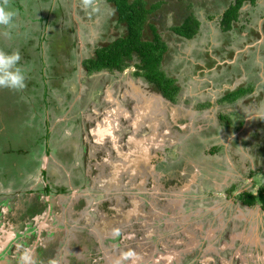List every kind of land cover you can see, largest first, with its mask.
<instances>
[{
  "label": "flooded vegetation",
  "instance_id": "af4514ba",
  "mask_svg": "<svg viewBox=\"0 0 264 264\" xmlns=\"http://www.w3.org/2000/svg\"><path fill=\"white\" fill-rule=\"evenodd\" d=\"M101 1L107 7L99 15H92L97 6H90L86 15L94 19L108 15L111 27L105 30L96 23L93 42H84L77 27L61 36L64 48L59 55L66 76L56 73L52 65L50 48L55 38L47 30L45 61L49 70H54L51 77L62 79L65 99L61 96L54 106L47 105L46 119L42 122L41 118L31 134L18 123L6 120L1 123L3 133L0 124V264H25L26 252L31 257L27 264H161L154 259L159 249L151 256L140 250L137 225L120 227L124 231L115 243L116 254L99 253L89 231L82 230V238L71 233V225H79L84 212L98 213L100 198H104L111 222L121 224L124 214L110 207L113 190L103 181V155L116 149L119 156L124 149L129 150L133 140L142 142L144 154L158 152L163 163H170L164 166L166 174L161 179L164 192L148 196L141 217L151 228L162 230L167 243L186 239L187 230L192 233L196 225L203 226L205 234L208 227L216 229L219 236L225 212L217 214L204 208L205 212L200 204L219 200L221 191L203 186L196 193L201 200L194 198V205L181 208L177 214L162 205L181 198L194 173L202 180L228 176L231 181L226 190L233 193L244 189L240 197L245 192L256 196L264 185L263 181L256 186L257 177L264 176V121L256 122V116L245 121L240 104L234 105L239 94L252 98L255 106L264 107V0H141L146 2L145 9H152L147 14L143 40L162 53L158 66L162 82L151 79L136 52L120 66L99 67L101 53L129 34L115 0ZM139 1L129 0L131 4ZM191 19L198 22L193 32ZM245 48L262 49L258 62L244 59ZM166 83L179 91L174 94ZM42 86L45 92V84ZM183 95H194L191 99L196 105L182 107L179 97ZM219 103L224 105L218 108ZM100 129L111 135L104 146L98 147L100 139L95 135ZM11 139L14 142L10 148L7 141ZM116 143L119 148H114ZM193 143L205 145V153L192 152ZM223 147L226 154L222 155ZM43 149H50L47 156L55 169H45L44 158L41 165L34 163L38 161L35 155ZM174 149L177 152L171 155ZM185 173H189L186 178L182 176ZM245 178L249 182L242 185ZM74 188L82 194L73 199ZM115 198L120 199L119 206H124L126 198L132 203L125 192L117 191ZM240 201L244 206L259 204L264 210L259 200L248 204L241 197ZM193 211L201 215L189 219ZM195 249L174 264H199L195 256L202 249Z\"/></svg>",
  "mask_w": 264,
  "mask_h": 264
},
{
  "label": "crops",
  "instance_id": "0c3cea01",
  "mask_svg": "<svg viewBox=\"0 0 264 264\" xmlns=\"http://www.w3.org/2000/svg\"><path fill=\"white\" fill-rule=\"evenodd\" d=\"M93 2L95 3L91 4V6L103 4L101 0H94ZM4 4L5 0H0V5L4 6ZM6 7L9 11L13 8L15 12H13L14 17L9 25H0V49L8 52L15 50L20 51L22 56L20 63L24 72L31 67V62L35 63L36 60L39 59L38 65H35L36 70L37 66L40 67V82L42 85L45 84V92L43 91L42 94L37 96V92H35L34 88H31L29 93H26V96L22 99L25 102L19 101L14 95L13 100H17L15 101L16 104L14 101L13 103L9 102L11 103L9 106H11V110L16 111V116L15 114L11 116L9 109L0 106V111L5 109L4 113H0L1 116L3 114L5 115L2 117L3 119H1L0 124L9 120L13 125H15V123L20 124V126L22 125V130L27 134H31L34 131V125L41 121V118L42 122L46 119L48 112L44 110L49 108L47 105L54 106L58 101L62 100V97L65 99L64 94L62 95V79H60L61 85L55 84L57 79L55 81L52 80V74L50 73L49 66L44 57V53L48 49L46 43L49 42V40L46 38L49 36V31L50 33L52 31L55 38L52 41V48H50L51 52H53L52 65L56 67V73L66 76L65 73H62L63 70L61 69L64 64L61 63L62 58L61 55L58 54V51L64 48V43L61 38L64 34L63 32H73L74 28L77 27V32L84 42H93L96 37L93 31V28L96 27V23H100V26L107 30L111 27L110 25L112 22L109 21V16L107 14V18L104 17L102 19L99 18L100 16L94 19L93 16L86 15V10L81 11L84 8L80 0H28L26 4H24V0H6ZM56 9H58V11L55 14ZM17 26L19 28H17ZM29 26H32L34 29L33 35L30 37L18 35V37L14 38L17 34L15 29H19L23 32ZM48 29L49 31H47ZM4 32L7 33V37L12 33L11 38L5 39L6 43L2 39L5 37ZM70 71L71 70H69V73ZM29 81L32 87H34V81H31L30 77ZM52 84L55 85L53 86ZM46 91H52V93L46 94ZM2 97L4 96L0 94V99H2ZM38 99L40 100L39 103L41 106H37V109H35L36 107L31 108L29 118L24 117V115L22 116L19 112L22 108L21 105L23 104L31 107L32 103L36 102ZM49 102H51V104H48ZM218 106L219 105L216 107ZM257 109H259V107L256 106L255 111ZM2 125L4 124H1V129L4 133L5 128H2ZM113 134H115V132H112V135ZM110 135V132L100 129L99 134L95 135V138L98 136L100 139V145L98 147L104 146L107 137ZM7 142L8 147L11 148L10 143L12 142L13 144V139ZM141 143V141L138 142L137 140H133V145L131 146V143L128 145L129 150L126 149L125 151L124 149L123 154L120 153L119 156L117 155L116 149H113L112 153L109 151L103 155L105 156L104 162L106 166V170L102 169L101 171L103 172V181L108 182V188L113 190L110 194L114 195V199L112 198L113 201L110 207L114 210L117 209L122 211L124 214L121 224L117 226L111 222L112 220L109 219L107 215V206L103 205L104 198H100L98 200L99 206L96 215L91 214V211L88 210L86 213L84 212L82 214L83 216L79 219V225H71V233L73 235L82 238L84 232H82V230L89 231L93 235L92 240L97 244L96 248L99 253L104 251L116 254L115 243L118 242L121 231H124V229H120V227L130 228L137 225V241L139 244L141 243L143 249L140 250L151 256L150 254L153 250L159 249L160 251H157L159 255L158 257L155 255L154 259L160 261L161 264L181 262L187 254L193 253V249H197V247H201L202 249V251L199 250L195 256L199 264H264V210L259 204L253 207L241 204V197L238 194L243 192L244 189H238V191L233 193L226 190V187L230 186L231 181L228 176L224 179H222V177L219 179L218 177L214 178L212 176L208 180L206 178L202 180L200 174L194 173L193 175L191 174L192 176L188 179L184 189L186 194H194L196 196V193H198L197 190L202 189L203 186L212 184L216 187L212 188V190L221 191V193L217 195L219 200L213 199V201H206L207 203L203 201L200 204L203 210L205 208L208 209V211H217V214H219L218 212L220 211L225 212V215H223L225 217L222 218V225L218 227V229H221L219 236L217 235L216 229L208 227L207 234H205L202 229L203 226L200 227V225H196V229L192 233L187 230L188 237L186 239H172L173 241H170V243L164 241L163 238L165 236L163 231H156L151 228L148 221L141 217L144 207L149 203L148 196L154 193L161 195L164 192L161 179L166 174L164 171L166 168H164V166H170V163H163L158 152L152 155L151 152L150 154H144ZM115 147L119 148L120 144L116 143L114 145V148ZM49 151L50 149L39 150L35 155L38 161L34 163L37 164L39 162L41 165L42 159L44 158L45 169L53 170L55 166L54 164L52 165L50 157L47 156ZM134 165H136V167H134ZM188 175L189 173H185L182 176L186 178ZM263 181L264 176H258L256 186H259ZM247 182L249 181H246L245 184H248ZM107 184H102L104 185L102 187L106 189ZM117 191L125 192V194L132 199V203H129L126 198L124 206H119L120 199L115 198ZM80 192V189L74 188L71 197L73 199L76 196L78 197L82 194ZM154 196L155 195H153V197ZM193 200L194 198H192L191 201H184L181 197L174 198L173 203L171 201H167L166 203L161 202L166 211L170 210L173 211L174 214H177L181 208L194 205ZM193 210H196V208ZM198 215L200 216L201 212L196 213L193 211L189 214L188 218L191 219V217ZM88 223L89 225L87 226ZM77 227L79 228L76 229ZM199 227L200 229H198ZM217 236L220 239H218ZM224 236H227V238H224ZM72 238L73 237L69 235V239Z\"/></svg>",
  "mask_w": 264,
  "mask_h": 264
},
{
  "label": "trees",
  "instance_id": "16d2710c",
  "mask_svg": "<svg viewBox=\"0 0 264 264\" xmlns=\"http://www.w3.org/2000/svg\"><path fill=\"white\" fill-rule=\"evenodd\" d=\"M115 1L118 5L119 11L121 12L122 19L128 24L129 34L126 38L120 39L119 41L115 42L108 50H104V53H101L100 57L102 58V60L99 67L102 68L104 66H120L121 64L125 63V60L127 58H130L131 55L136 52L144 60L145 68L150 73L149 76H152L151 79H158L159 81H161L160 79H162V76L161 72L158 71V66H160V62L162 61V53H157V49L152 48V44L143 40L147 14L151 12L152 9H145L144 3L141 0L136 4H131L129 0ZM139 5H142V8H139ZM234 9L236 10L237 8ZM235 10L233 12H235ZM189 24V27H192V32L196 31V26L198 25L197 20L191 19ZM189 34L190 33H188V35ZM164 85L169 84L166 83ZM170 87L172 88V92H174V94L179 91V88L177 86L172 85ZM192 146V152L195 151V153L197 154L202 152L205 153V145L203 146L200 144L199 146L198 144L193 143ZM241 197L248 204H254L257 200H259L264 207V185L259 188L258 195L255 196L252 193L245 192L244 194H241Z\"/></svg>",
  "mask_w": 264,
  "mask_h": 264
},
{
  "label": "rangeland",
  "instance_id": "374dc122",
  "mask_svg": "<svg viewBox=\"0 0 264 264\" xmlns=\"http://www.w3.org/2000/svg\"><path fill=\"white\" fill-rule=\"evenodd\" d=\"M93 1L94 0H92V3L91 4H94L96 2V1L95 2H93ZM27 2H28V0H24V4H26ZM115 3H116V1H115ZM144 5H146V2L144 3ZM105 6L107 7V4L104 3L103 5H99V6L95 7L94 12L92 13V15H99L100 14V10L101 9H104ZM10 11L15 12V10L13 8L10 9ZM57 11H58V9L55 10V14L57 13ZM21 23H23V22H21ZM17 28H19V27L17 26ZM15 30H16L17 34L14 36V38L18 37V35H22L23 37H28V36L30 37L34 33V29H33L32 26H29L23 32H21V30H19V29H15ZM4 34H5V37H3L2 39L6 43L5 39L11 38L12 33H10L8 35V37H7V33L4 32ZM255 48H258V47H255ZM255 48H252V49L245 48L247 50V52L244 55L246 57L243 56L245 60L247 58L248 59L251 58V60L254 59L256 62H258V55L262 54V49L261 48L260 49H255ZM58 54H61L60 53V50L58 51ZM31 64H32L31 67L29 69L25 70V74H26V86L23 89L13 90V89H7V88H0V94H2L4 96V97H2V99H0V106L3 107V108L9 109L10 110L9 113H11V116H14V114L16 116V111L15 110H11V106H9V104L13 103V101H14V103H15V101H17V100H13L14 95L19 99V101H23L22 100L23 97L26 96V93H29V91L31 90V88L32 89L34 88L35 92H37L38 95H40V94L43 93V91H42L43 88L42 87H44V86H42V83L39 80L40 79V73L38 72L40 70V67L37 66V70H36V65H38V63H36V65H35V63L31 62ZM50 72H51V74H54V70H52V71L50 70ZM27 77H28V80H27ZM29 77H30V80L31 81H35L36 82L34 84V87H32V85L30 84ZM52 77H53L52 80L55 81L56 78L54 76H52ZM60 81L61 80L59 78H57V80L55 81V84L56 85H61V82ZM189 90L190 89H188L187 91H185L184 94L185 93H188ZM243 93H245V92L243 91ZM192 97L195 98L194 95L190 96V98H189V96H185V95H183V97L180 96L179 97V98H181L180 99V102H181L180 105L182 107H184V108L192 107V106L196 105V104H194L195 100L191 99ZM235 97H238V98L235 100L234 105L240 104V109H241V111L243 113V116H244L242 119H244L246 121L247 118H250L251 119V118H254L256 116V118H255L256 122L264 121V119L262 118L264 115H255L254 114V111H255V107L256 106L254 104H252L253 101H254L252 98H250V97H248L246 95L245 96H241L239 94H237ZM238 99H240V101H238ZM9 102H11V103H9ZM23 102H25V101H23ZM38 104H39L38 101L32 103L31 107L22 104L21 105L22 108L19 110V112L21 113L22 116L24 115V117L29 118L30 117V113H31V108L36 107L35 109H37V105ZM218 105H219L218 107L221 108V106H223L224 104L223 103H219ZM4 110L5 109L1 110L0 113H4ZM256 111L258 113L264 112V107L262 109L259 108ZM173 112H176V110H174ZM3 116H5V115L3 114L1 116V114H0V118L3 117ZM0 122H1V120H0ZM15 125H18V124L15 123ZM34 127H36V125H34ZM229 151H231V150L229 149ZM176 152H177V150L174 149V151L171 153V155H174ZM221 154L222 155L223 154H226V150H225L224 147L221 150ZM246 180H247V178H245L244 181L246 182ZM242 185H245V183H242ZM208 188L209 189H212L213 187L208 186ZM192 198H196V201L198 202L199 201L198 199L202 198V196H195L194 194L190 195V194H186V193H183L182 194V199H184V201H191ZM211 201H213V199Z\"/></svg>",
  "mask_w": 264,
  "mask_h": 264
},
{
  "label": "clouds",
  "instance_id": "9594fccd",
  "mask_svg": "<svg viewBox=\"0 0 264 264\" xmlns=\"http://www.w3.org/2000/svg\"><path fill=\"white\" fill-rule=\"evenodd\" d=\"M92 0H82L83 8L87 10L91 6ZM14 17V13L4 6H0V25H9ZM22 56L20 51H4L0 49V88L20 90L26 86V74L21 68ZM31 259L29 253H25L23 260L25 264ZM55 264V261H52Z\"/></svg>",
  "mask_w": 264,
  "mask_h": 264
}]
</instances>
